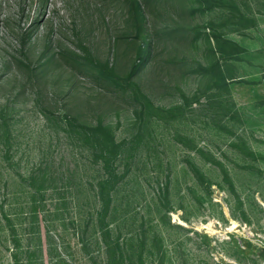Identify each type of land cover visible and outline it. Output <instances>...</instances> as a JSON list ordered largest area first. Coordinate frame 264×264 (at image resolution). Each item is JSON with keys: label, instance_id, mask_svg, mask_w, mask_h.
Wrapping results in <instances>:
<instances>
[{"label": "rangeland", "instance_id": "obj_1", "mask_svg": "<svg viewBox=\"0 0 264 264\" xmlns=\"http://www.w3.org/2000/svg\"><path fill=\"white\" fill-rule=\"evenodd\" d=\"M129 1L0 0V264H264V0H151L131 77Z\"/></svg>", "mask_w": 264, "mask_h": 264}, {"label": "trees", "instance_id": "obj_2", "mask_svg": "<svg viewBox=\"0 0 264 264\" xmlns=\"http://www.w3.org/2000/svg\"><path fill=\"white\" fill-rule=\"evenodd\" d=\"M150 1L151 0H130L129 1V6H130V9L132 11V16H133L132 19L136 25V29H138L137 31H139V35H138L139 44L136 49V57L139 61L138 63L139 65L137 66L136 64H134L132 66L130 77L135 74L137 75L140 74V71H141L140 68L143 65H145V63L148 62L150 59V52L152 50L151 48L152 34L149 31L150 23L146 15V9H148L149 5L151 4ZM215 42L218 46V52H220L221 55L225 54L223 52V49H224L223 42L218 41V40H216ZM101 74L106 79H109L111 77L108 75V72L106 71H101ZM220 77L222 78L223 76L222 75L216 76V78H218V80L221 82L223 81V78L221 79ZM133 98H137V96L135 95L133 96ZM144 99L147 101L148 104H150V101L149 99H147V97L144 96ZM92 131L94 133V140L97 141V144H98L97 146H99L100 150L103 151V153L100 154V157L104 159L106 166H108L113 156L118 152L119 146L114 142L111 133L107 129L102 127L101 124H99L97 128H94ZM190 170L192 171V173L194 174V176L196 177L198 181H200L201 183L204 182L205 180L204 175L201 174L200 170L195 165L191 164ZM113 178L116 179V175L114 174V172H113ZM113 178H111L110 180H113ZM225 179L228 180L227 174H225ZM110 180L106 181L105 184H101L100 189H99V196L101 199V206H102V211L104 212V214L108 212L110 202H111V199L108 193L109 191L106 190L107 185L111 183ZM103 221L104 219L101 218L100 219V225L102 226L101 234H102L103 240L107 242L109 232L103 229L105 225L103 224Z\"/></svg>", "mask_w": 264, "mask_h": 264}]
</instances>
